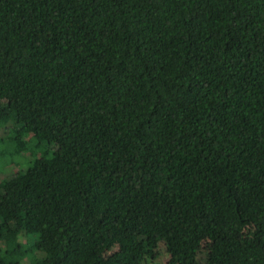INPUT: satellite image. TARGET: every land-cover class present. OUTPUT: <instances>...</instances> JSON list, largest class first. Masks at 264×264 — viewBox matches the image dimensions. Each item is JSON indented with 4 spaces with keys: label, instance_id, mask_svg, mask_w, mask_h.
<instances>
[{
    "label": "trees",
    "instance_id": "16d2710c",
    "mask_svg": "<svg viewBox=\"0 0 264 264\" xmlns=\"http://www.w3.org/2000/svg\"><path fill=\"white\" fill-rule=\"evenodd\" d=\"M2 124L0 264H264V0H0Z\"/></svg>",
    "mask_w": 264,
    "mask_h": 264
},
{
    "label": "rangeland",
    "instance_id": "374dc122",
    "mask_svg": "<svg viewBox=\"0 0 264 264\" xmlns=\"http://www.w3.org/2000/svg\"><path fill=\"white\" fill-rule=\"evenodd\" d=\"M7 124L0 125V153L7 151H15L14 144L10 143L8 139H5L7 133ZM42 155L40 149L32 148L30 150H25L21 153L13 152V157L8 160L7 164H3L2 169L7 172L8 175H12L16 172H21L24 170L28 163L32 162L35 157ZM2 163V162H1ZM2 165V164H1ZM114 250L108 251V254L113 256ZM32 258V256H30ZM31 258L26 260L24 264H30ZM165 259V255L162 256L161 260Z\"/></svg>",
    "mask_w": 264,
    "mask_h": 264
}]
</instances>
